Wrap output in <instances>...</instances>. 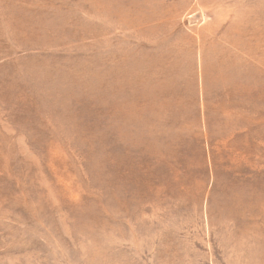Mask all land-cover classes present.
I'll return each instance as SVG.
<instances>
[{
  "label": "rangeland",
  "instance_id": "1",
  "mask_svg": "<svg viewBox=\"0 0 264 264\" xmlns=\"http://www.w3.org/2000/svg\"><path fill=\"white\" fill-rule=\"evenodd\" d=\"M0 264H264V0H0Z\"/></svg>",
  "mask_w": 264,
  "mask_h": 264
}]
</instances>
